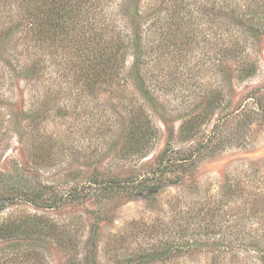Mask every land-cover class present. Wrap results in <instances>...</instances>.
Here are the masks:
<instances>
[{
  "label": "rangeland",
  "instance_id": "1",
  "mask_svg": "<svg viewBox=\"0 0 264 264\" xmlns=\"http://www.w3.org/2000/svg\"><path fill=\"white\" fill-rule=\"evenodd\" d=\"M18 1L0 0V111L11 116L0 173L24 170L43 198L65 196L1 209L32 258L0 240V264H264V0H134L127 17L114 0L108 15L144 31L142 68L129 52V87L101 88L81 75L89 18L68 22L37 87L13 70L27 59ZM140 107L157 134L126 152L122 129ZM39 130L44 145L31 147ZM154 173L142 190L121 181Z\"/></svg>",
  "mask_w": 264,
  "mask_h": 264
},
{
  "label": "trees",
  "instance_id": "2",
  "mask_svg": "<svg viewBox=\"0 0 264 264\" xmlns=\"http://www.w3.org/2000/svg\"><path fill=\"white\" fill-rule=\"evenodd\" d=\"M133 1L134 0H122L121 16L126 14L127 17L128 9L126 6L128 3H134ZM18 2L19 14L17 22H19L22 28V39L25 41L27 59L21 61L20 58L17 57L15 68L7 64L11 69L14 68L13 70L18 69L17 72L23 75L24 80L33 81V87H37V84L41 82V79L45 76L49 59L47 51H50L52 48L56 49L55 52L65 51L66 33L67 31L69 33L67 28V26H69L68 22L75 19H77V24H82L88 18L92 21L90 25L84 26L88 31L90 30L89 33L85 30L84 39L87 40V44L92 45L89 52L93 54L91 60L89 57L90 65L81 68L83 70L81 75L86 87H129L125 76L126 56L129 52L135 54L137 69L141 70V56L144 50L142 32L144 31H142L143 29H139L140 31L135 29V31L131 32L127 25L121 26L118 23V19H116L115 15V18L112 17V15H108V8H110L109 6L114 0H19ZM153 8H156V6ZM84 27L81 28L82 31ZM80 50L81 49H79V51ZM84 58L87 60V54ZM11 64L13 63L11 62ZM46 112H48L47 108L46 111L43 110L39 112V115L37 114V116L34 117V128L38 127L37 130L44 124L43 115ZM1 117L2 112L0 111V126H9L11 123V116L5 120H2ZM37 119L41 120L37 121ZM147 123L148 120L144 118V112L141 107L137 108V110L131 114L129 122L126 127L122 129L124 140H126V143H123V147L125 148H122L125 149L126 152L142 153L145 151L151 142L150 140L157 134V129L152 126L147 127ZM8 131L9 129H7V132ZM113 131L114 133L116 131L114 127ZM34 134L35 133H33L31 137H28V143H30L31 147L35 145V143L39 145V147H42L44 144L41 130H39L35 136ZM30 152H33L32 149H30ZM37 152L38 151L35 149L34 154ZM184 159H168L167 164L169 165L171 162L174 163L179 161L185 162L188 160V158ZM15 171L17 173L16 175L11 173H0V183H2L0 190L4 192L0 193V211L8 204L22 198L35 205L41 203L46 208H52L63 202L65 195L55 197L54 199L43 198L38 190L25 185L24 170L16 169ZM156 176L158 175L154 173L152 178L149 177L131 181L122 179L121 181L127 185L135 184L136 186L133 188L137 187L142 190V188L145 189L148 187L147 183L149 181L159 178V176ZM97 182L98 181H94V183ZM97 184L113 186L115 183L114 181H106L103 184ZM66 196V198L71 197V191H69ZM14 230L13 223L0 226V236H2L0 240L3 243L2 246L4 247L9 243L10 246L17 247L19 252L22 250V258H26V260L31 259L32 251L20 248V246L15 243V240H13ZM37 256L38 255H34V258Z\"/></svg>",
  "mask_w": 264,
  "mask_h": 264
}]
</instances>
